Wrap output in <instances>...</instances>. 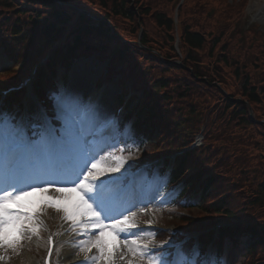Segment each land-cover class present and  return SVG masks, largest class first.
I'll return each instance as SVG.
<instances>
[{"label": "rangeland", "instance_id": "374dc122", "mask_svg": "<svg viewBox=\"0 0 264 264\" xmlns=\"http://www.w3.org/2000/svg\"><path fill=\"white\" fill-rule=\"evenodd\" d=\"M32 1V0H31ZM211 9L216 10V20L214 21L216 23V26H212L210 23L213 21L212 18H207L206 21V15L203 14L202 16H198L196 18V21L193 22L198 27L204 26L205 24L208 25V32L206 33L205 30L204 32L206 34L210 33L212 34L213 39H217L219 36L218 34L220 33V29L223 30L225 29V24L229 26V31L225 32L226 37L224 38L223 41H221L220 45L215 47L213 50L208 51L207 48L209 49L211 46H207L205 50L202 52H199V54L204 55V58L201 57V55L198 56V59H194L197 62L198 61H203L206 64V67H212L214 70L217 72L218 77L221 78V88L224 90L225 95H222L221 93L217 92V89L213 85H208L205 83H202L201 81H194L190 78V76L186 73V70H176L173 73H170L167 75L169 78L173 77V91L171 92L173 98L176 96V89L178 88L179 92L182 90L186 89L189 94L187 95L188 98L179 101L177 100L176 106L179 108L180 114L177 115L180 119L178 120H173L175 123H182V125L188 129H191L190 133L187 134L186 136L188 138L192 137L198 130H201L202 127H204L205 123H208L207 126V134L208 132H213L214 128L217 127L216 129V134H219L222 129H225L226 132H228V137L233 136V138H238L242 144H245L246 146V151L251 152L252 154H260L256 157H250V163H249V168L256 173L257 177L255 183H252V186L245 187L243 191H239L238 193H234V191L240 189L243 185V181L246 179L245 176L242 178H230L229 176H226L227 178L230 179L231 187H229V191L226 192V194H239V195H234L233 196V201L231 205L235 208L239 207L241 205V202H239V196L242 194L245 197L250 192H256L257 193H262L264 191V188H262V191L258 188V185L262 184L264 182V132L260 130H256V127L248 125L249 121L253 123L249 118L246 120H249L245 122V119H243L242 115L238 114V111L241 109L240 105H235L237 104L236 101L231 102L229 99L237 98L239 97V92H238V87L240 82V79L242 76H248L251 78L253 82L256 83L257 86H262L264 87V27L262 29H259L258 27H253L249 26L248 24L251 22V24H254L256 26H264V0H248V4L246 5V0H209L208 5L206 6L205 10L203 11L208 12ZM245 11L246 14L245 15ZM205 17V19H204ZM248 18V19H247ZM222 19V21L220 20ZM202 20L203 23H202ZM224 20V21H223ZM244 27H243V25ZM200 25V26H199ZM218 25H220L222 28L218 29ZM217 27V28H216ZM249 27V28H248ZM201 28V27H200ZM233 28H236V32H233ZM143 33H150L151 36L148 38H153L152 41L155 44V48H160L163 50L165 47L168 48V51L171 52L173 50V46L168 45V41H166V38L163 36L161 37L159 32L155 30V28L149 23V22H144L143 26ZM241 30V31H240ZM134 37V36H133ZM128 38V37H127ZM137 39V38H135ZM255 39L256 43H255ZM228 44V50L224 52V50L221 48V44ZM5 42L1 41L0 46H4ZM113 45V44H111ZM6 48L7 53L5 52L4 48H0V74L6 71H9L13 65V63L16 60V55H9V50L11 48L10 44L7 42L6 43ZM112 49L114 50V46H112ZM165 54V53H164ZM223 54V55H221ZM148 58H152L150 55H145ZM106 60L107 62L110 63L111 69H113V63H111V58L110 56L106 55ZM226 58L228 60L227 63L228 66H224L222 64H219V66H216L213 64V62H217L218 60ZM92 59L88 60H78L75 61L72 64V67L68 70L66 73V81H65V86L64 89L60 90L58 92V95L55 97L53 100L52 108L54 111V115H56V119L59 120L60 123V128H59V135L62 134V128H63V120L60 119V114L62 110V105L67 101L69 97L76 98L79 100V102L82 104L85 96L91 92H93L96 87H97V81H99L100 77L103 76V68L101 66H96L94 65L95 62L91 61ZM156 61V60H155ZM155 61H151L158 68H155L150 71L148 70V74L150 73H155L158 75L160 74L164 66L160 64V68ZM151 64V63H147ZM181 65V64H180ZM146 69L148 68L147 66H143ZM206 67H201L199 70L202 72L207 71L205 69ZM204 68V69H203ZM237 68V69H236ZM236 70H240L242 73L236 74ZM11 73V72H9ZM18 72H14L7 76L4 80L3 83L10 82L14 78H12L14 75H16ZM141 74H139L140 78ZM142 79V84L148 82V78L146 77L147 74L145 73ZM83 81L85 84L84 90L79 88L78 91V96L73 97L72 92L74 90H78V86L76 82L78 80ZM105 84H102L103 88H101V91L103 90V96L102 100L99 103H102V110L106 107H110V111L102 116V111H100L98 117L101 116L100 122H95L93 123V120L91 121L90 118H86V120H83L85 124V129H86V140L87 144L86 147L91 151L93 150V145L94 142L97 139V132L101 129L100 126L97 128L95 127V124L98 123V125L102 124L105 120L110 118L112 115V112L114 111V108L116 107L117 103V95L120 92H124L125 90L128 89L127 83H110L108 80L104 82ZM89 90V92H88ZM232 94L233 97L230 98V95ZM237 96V97H235ZM30 97V96H29ZM51 99H53L50 96ZM34 102L33 98L30 97L27 99L28 101V106L26 107V113L29 115H34L35 113L37 114V103ZM49 101V98L47 99ZM230 103L228 106H226V102ZM237 101H239V98H237ZM32 102V103H31ZM134 103L131 102L130 104H127L125 107L126 111L125 112H130L132 109V105ZM99 106V104H98ZM167 106V104L165 105ZM226 106V107H225ZM190 108H193L194 111L191 112ZM254 112H258V115L260 116L263 114L261 108H255L252 107ZM99 111V107L97 109V112ZM174 111V110H173ZM129 114V113H128ZM3 117L4 121V126H14L17 127L16 125H13V123L10 122L9 117H4L0 116V118ZM253 118V116H252ZM98 119V118H97ZM244 120V121H241ZM91 121V122H90ZM95 121V120H94ZM98 121V120H97ZM212 124H214L212 126ZM23 129V125L21 127ZM96 129V130H95ZM95 130L94 134L93 131ZM214 133V134H215ZM101 136V134H100ZM108 136V133L106 134ZM218 136V135H217ZM157 137V134L154 133L152 136L151 141H153ZM227 137V138H228ZM92 139V140H91ZM119 136L116 137V140H113V142L118 144L119 141ZM146 139V137H145ZM142 141V144L145 142ZM141 144V145H142ZM218 144L219 142L216 143V149H218ZM223 146V144H220ZM143 146V145H142ZM224 147V146H223ZM132 149L136 147H132ZM146 150V148H145ZM231 150H234L233 148ZM227 152V150H226ZM111 150L109 151V155L107 154H100L97 155L95 158L97 160H100L102 163H105L110 166H115L118 161L114 160L113 157H121L124 160H126V163L124 164V167L121 168L120 172L116 174H120L123 171L126 170H131L132 167H130L133 163V157L132 155H115L113 156ZM195 156L191 155V160H194ZM221 164V162H220ZM145 172L140 173L135 179H134V185L131 187V190L134 192L135 196L133 198L132 205L134 203L140 200H145L143 195L150 191L152 189V179H150V176L146 175ZM107 175V174H106ZM147 177V179H146ZM190 178L186 179L188 181ZM159 182V183H158ZM126 183L129 185L131 184V179L127 180ZM126 184V185H128ZM152 184V185H151ZM125 185V186H126ZM219 185L220 182H217L216 180H213L210 187H211V193L210 196L212 199H217L216 196H218V191H219ZM155 187L153 189L155 190L154 193L150 197V202L149 204L145 205H139L138 207H133L134 209H131L130 212H135L136 215V223L138 225V228H143V224H147L148 221H152V223L158 224V223H163L167 226V228L174 230L176 227L180 226L183 228L185 231H191L194 229H198L201 227H206L209 228H214L212 230V233H215L217 229H219L217 226H222L226 224V220L219 217V216H214V215H209L208 213H213L211 211H208V213H204V210L202 207H195L192 209H187L184 212H178V209L174 210L173 208H163V206L167 205L165 204L168 202L169 198L167 201L161 202V196L159 195V189L162 188L163 186V180L159 179L157 182L154 184ZM180 187V185L178 186ZM221 187L222 193L227 190V185L222 184ZM177 190V189H176ZM173 191V190H172ZM178 191V190H177ZM190 191V197L193 196L194 200L196 201L198 195L200 194L201 190L199 188L195 187ZM169 192L166 193V196L169 197ZM231 195L224 197L230 198ZM165 197V196H164ZM163 197V198H164ZM261 198V197H260ZM245 204V203H244ZM146 209V211H141V209ZM150 210V211H147ZM258 211L257 209L255 212ZM130 212H125V215H129ZM251 214H254L253 211H250ZM181 214H184L186 219L181 218ZM43 216L46 217L47 222L52 224L55 229H57V233L60 234L61 231L65 228H68L67 222H65L60 213L55 212L53 209H46L43 213ZM260 216L264 218V209L260 212ZM122 218V217H118ZM255 218L257 222H260V220L257 218V215L255 214ZM42 220H44L42 218ZM110 222V221H107ZM171 230L169 231H164L162 234V237L165 239H169V237L172 238V240H178V236H173L170 234ZM227 232V230H226ZM232 233V232H231ZM72 235L73 240L71 241L70 244L63 245L61 244L57 250H56V256H55V261L59 263H63L64 258L68 260L69 258H81L82 253L79 255L77 254L79 252L78 248H74L71 246L72 243L79 239H83L84 237H79L76 236L73 233H70ZM187 235V234H186ZM215 236V234H212ZM44 232L41 229L39 236L36 239H33V236L31 239H24L21 241V244L19 245L17 252H8V256L10 257L9 260L6 262H0V264H15L18 261L20 262H25L24 257H23V250L24 247L27 245L30 246V252L32 254V261L31 264H37L38 261H40L43 249L45 247V240H44ZM201 236V235H200ZM198 236L199 242H203L206 240L205 236L206 234L203 235V237ZM125 236L124 234H121L119 239H124ZM128 239H132L134 237L128 236ZM136 238H142V239H148L147 236H145L144 233L140 234V237ZM192 238V239H197ZM231 238H234L233 235L230 237H227L224 240V244L228 246V250H230V240ZM155 243H160L155 242ZM239 247H237L238 249ZM173 249V248H172ZM171 249V250H172ZM262 249V248H261ZM94 250V255H96L95 249ZM121 251H126L125 249L121 248ZM230 255L226 254L224 259L219 263V264H226L228 261L229 264H255L256 260H261L262 254L259 251L258 253L252 254L249 256V260H245L243 257H236L234 253V250L231 249L229 251ZM36 257V259H34ZM34 259V260H33ZM176 259V258H175ZM210 259L212 257L209 256V254L200 257L199 264H210ZM237 261V263H235ZM89 264H95L94 261H90ZM119 264H124L123 261H120Z\"/></svg>", "mask_w": 264, "mask_h": 264}, {"label": "snow or ice", "instance_id": "6c2138e0", "mask_svg": "<svg viewBox=\"0 0 264 264\" xmlns=\"http://www.w3.org/2000/svg\"><path fill=\"white\" fill-rule=\"evenodd\" d=\"M81 113L91 120L98 118L94 106L69 97L60 114L62 134L57 136L55 129L47 127L37 140L29 139L18 127L4 126L0 118V262L9 260L8 252H17L22 240L39 236L43 227L39 216L51 208L68 222L71 233L84 237L71 244L79 249L78 255L83 254L84 264H198L184 250L169 261L166 253L173 242L155 243L152 221L138 228L137 214L118 203L120 178L101 177L120 172L126 160L113 157L118 163L110 166L95 158L86 147ZM141 233L148 239L136 238ZM121 234L124 239H119ZM47 243L50 257L51 236ZM93 249L96 255L90 256Z\"/></svg>", "mask_w": 264, "mask_h": 264}, {"label": "trees", "instance_id": "16d2710c", "mask_svg": "<svg viewBox=\"0 0 264 264\" xmlns=\"http://www.w3.org/2000/svg\"><path fill=\"white\" fill-rule=\"evenodd\" d=\"M25 1H27L26 4L22 2V6L17 5L15 12L13 11L14 13L9 14L8 19L4 18L6 20L4 21L2 19V22H0V39L10 44V54L18 53L27 56L30 49L33 50L34 47H38L40 43L51 44L54 40H50V38L54 34L57 35V33H60V35L64 34V36H66L68 34L71 36L72 45L66 44L63 49H57L52 56V59L46 65V69H51L56 65L57 61H59L63 67L67 68L76 55V52L81 48H84L83 50L85 52L100 50L101 52L107 53L109 49H107L106 45L104 43L96 44L93 42V36L91 35L92 33H101L107 36L109 32L107 23L104 22L103 19L99 18H105L108 20V22L111 23L110 28L116 34L123 32V34L129 35L130 32H135V27L141 26L143 28L144 22H152V25L154 23L156 26L155 27L153 25V27L159 32L161 37L162 32L167 35L169 39L168 45L173 42L170 37L172 32L171 22L169 18L166 17V12L163 14V10H158L157 0H134V3H131L129 0H76V2L73 0H63L66 3H72V5L69 3L70 5L66 8L67 10L61 9L60 11L50 13H47L48 10H50L49 8H44L47 14L44 12L45 10L38 7L37 0ZM19 3H21V0ZM96 6L97 8H95ZM204 6L198 4V2L195 4V7L201 9L205 8ZM13 7V0H0V11L9 13V9H12ZM76 7L77 9L75 10ZM78 10H80L81 13H78ZM34 12L36 16L31 19L30 14ZM100 12L102 14H100ZM89 14H93L98 17V27L91 20ZM1 16L2 15H0V17ZM38 16L44 17L42 22H38ZM137 21H139L140 25L137 24ZM23 26L29 27L25 30V33H23L24 35L19 39L12 40L10 36L13 35L17 38L21 33L19 29ZM150 35H145L144 37V41L148 42L146 47H150L149 45L152 42V38H148ZM181 41L183 46H185V48L189 51L188 59L190 60V63L196 62L194 59H198L199 55L204 58V55L199 54V52L206 48L207 40H205V37L200 32L191 33L185 28L181 36ZM97 46H99L98 49ZM214 47L215 46L212 48ZM223 49L225 50V47ZM158 50L162 52V49L158 48ZM192 52L198 53L195 58H193ZM221 60H218L214 65L219 66V64L223 63L225 66H228L229 63H227L228 61L226 59H223V61ZM205 69H207V71L202 72L198 68H193L194 72H192V78L196 81L200 80L204 83L203 79L210 80L211 75L213 74L214 76H218L214 69H212L211 72H209V67H206ZM47 72L48 71L40 70V73L38 74V82L41 84L40 86L49 87ZM214 82L217 81L215 80ZM207 84L209 83L207 82ZM162 87L166 86L163 84ZM182 93V97L188 95L187 90ZM240 93L241 99L246 101L248 105L255 108H257L256 106H263L264 109V88L261 89V92L257 93L256 88L248 85V81L246 79ZM238 114L246 118L248 115L244 106H241V110L238 111ZM238 169L239 168H236V170ZM179 175L180 174H174L173 177L177 178ZM215 179L218 180V178ZM226 183H228L226 191H229V187H232L231 183L229 181ZM222 189L223 188L219 186L218 194L222 193ZM230 195V198H226L218 204L217 208L215 207L213 214L220 213L223 216L228 217H238L241 215L236 214L235 211L231 209V203L234 195ZM240 198L245 197L241 194L239 196V199ZM248 198L249 202L246 204V207H249L252 210L253 208L261 205L264 201V191L259 193L256 197L249 196ZM260 229L264 233V224L261 225ZM255 233H257V231L253 230V234Z\"/></svg>", "mask_w": 264, "mask_h": 264}, {"label": "bare ground", "instance_id": "6f19581e", "mask_svg": "<svg viewBox=\"0 0 264 264\" xmlns=\"http://www.w3.org/2000/svg\"><path fill=\"white\" fill-rule=\"evenodd\" d=\"M76 84L77 85H79L78 86V90H74L73 92H72V94H73V97H75L76 95L78 96L79 94H78V91H79V88L80 89H82V90H84V88H85V84H84V80L83 81H81L80 79L76 82ZM76 96V97H77ZM102 111V116H104L105 114H107L109 111H110V107L109 106H106L103 110H101ZM101 117V116H100ZM140 205V202H138L137 203V206L136 207H138ZM135 207V208H136ZM134 209V208H133ZM23 257H24V259H25V262H23V263H21V262H17L16 264H25V263H27V262H29L31 259H32V257H31V253L29 252V250L27 249V250H25L24 252H23ZM75 259V258H74ZM74 259H71V261L72 260H74ZM82 262V261H81ZM80 262V263H81Z\"/></svg>", "mask_w": 264, "mask_h": 264}]
</instances>
